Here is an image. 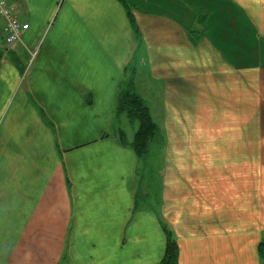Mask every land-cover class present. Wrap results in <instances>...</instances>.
Listing matches in <instances>:
<instances>
[{"label": "crops", "instance_id": "0c3cea01", "mask_svg": "<svg viewBox=\"0 0 264 264\" xmlns=\"http://www.w3.org/2000/svg\"><path fill=\"white\" fill-rule=\"evenodd\" d=\"M3 1L28 28L6 50L0 19V264H159L164 228L178 264H260L264 0ZM130 77L165 140L155 212L112 135Z\"/></svg>", "mask_w": 264, "mask_h": 264}, {"label": "trees", "instance_id": "16d2710c", "mask_svg": "<svg viewBox=\"0 0 264 264\" xmlns=\"http://www.w3.org/2000/svg\"><path fill=\"white\" fill-rule=\"evenodd\" d=\"M128 20L137 35V28L135 20L131 12L130 6H124ZM1 60V54H0ZM124 115L129 123H136L137 128L133 137L128 141L126 134L119 128L112 127V135L121 146L128 147L135 154L138 161L139 168V184H138V201L147 202L145 190H148L146 185L145 167L150 161H157V153L163 151L165 147L164 136L158 125L152 119L149 110L144 101L138 96L133 79L130 77L127 83L122 85L118 91L115 102V116L114 120ZM137 201V200H136ZM145 205V204H144ZM147 205V203H146ZM149 210L155 212L156 207H150ZM166 235V247L164 256L159 264H178V247L172 236V233L164 228ZM258 255L260 264H264V236L258 244Z\"/></svg>", "mask_w": 264, "mask_h": 264}, {"label": "rangeland", "instance_id": "374dc122", "mask_svg": "<svg viewBox=\"0 0 264 264\" xmlns=\"http://www.w3.org/2000/svg\"><path fill=\"white\" fill-rule=\"evenodd\" d=\"M126 1L131 2V0H126ZM132 1L135 3L136 7L141 10H148V9L151 10L153 9V6H154L153 4L150 3L151 0H147V2H149L150 4L146 3L145 0H132ZM181 12L182 11L180 10V14L177 12H173L172 14H174L176 17H180L183 19V15ZM194 13L197 14L198 12L194 10ZM0 43H1V40H0ZM145 104L149 107L151 116L153 120L156 122V114H155V110H153V106L151 105L149 101H146ZM113 127L121 129L126 134L128 141H130L137 128V124L129 123L126 117L122 115L119 118L114 120ZM144 171H145L144 176L146 177L145 184L146 185L148 184L149 186L148 190H145V194H147L146 203L150 207H156L157 200H158V194L160 191V186H158L160 185V177H159L160 170H158L157 168V161H153V160L150 161L149 166L147 165ZM261 208H262V214H263L262 219H264V197L261 198Z\"/></svg>", "mask_w": 264, "mask_h": 264}, {"label": "built area", "instance_id": "2783aa9c", "mask_svg": "<svg viewBox=\"0 0 264 264\" xmlns=\"http://www.w3.org/2000/svg\"><path fill=\"white\" fill-rule=\"evenodd\" d=\"M0 19L3 21V44L6 50L12 49L21 42L27 24L21 23L13 14L6 1H0Z\"/></svg>", "mask_w": 264, "mask_h": 264}]
</instances>
